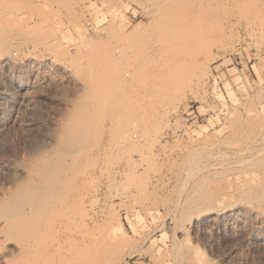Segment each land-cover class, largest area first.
I'll use <instances>...</instances> for the list:
<instances>
[{
    "label": "rangeland",
    "instance_id": "374dc122",
    "mask_svg": "<svg viewBox=\"0 0 264 264\" xmlns=\"http://www.w3.org/2000/svg\"><path fill=\"white\" fill-rule=\"evenodd\" d=\"M1 44L0 264H264L201 221L262 148L264 0H0Z\"/></svg>",
    "mask_w": 264,
    "mask_h": 264
},
{
    "label": "bare ground",
    "instance_id": "6f19581e",
    "mask_svg": "<svg viewBox=\"0 0 264 264\" xmlns=\"http://www.w3.org/2000/svg\"><path fill=\"white\" fill-rule=\"evenodd\" d=\"M183 19V18H182ZM176 21H178L176 19ZM180 23V22H179ZM15 44V43H14ZM2 47V44L0 45ZM3 49V48H2ZM29 49V48H28ZM25 50V48H24ZM12 54V53H11ZM14 54V53H13ZM3 55V54H2ZM32 55V54H31ZM15 56V55H14ZM26 56V55H25ZM24 56V57H25ZM32 57V56H31ZM26 58V57H25ZM23 60V59H22ZM21 60V62H22ZM15 59L6 54L5 52V55L1 56L0 57V66L1 68L3 67H7L9 68L10 65H12L13 63H15ZM20 62V63H21ZM16 65V64H15ZM18 66V65H17ZM17 66L15 68H17ZM5 68V69H7ZM12 68V66L10 67ZM4 70V69H3ZM9 70V69H8ZM2 71V70H0ZM6 71V70H5ZM8 72V71H7ZM12 72V71H11ZM2 74V73H1ZM10 74V73H8ZM17 74V72H16ZM14 75V76H11L8 80H10L9 82H12V84L14 85V87L12 88V90L14 88L17 89L18 92H23L25 90V87L24 85L21 83L20 81V76L18 75ZM20 74V73H18ZM4 75V74H3ZM23 75V74H22ZM22 78V77H21ZM25 78V77H24ZM7 80V81H8ZM6 83V81H5ZM5 85V84H4ZM9 85V84H7ZM6 86V85H5ZM11 86V85H10ZM7 87V86H6ZM12 87V86H11ZM9 88V87H8ZM2 91V89H1ZM15 91V90H14ZM13 91V92H14ZM27 91V90H26ZM11 92V91H9ZM16 93V92H15ZM26 93V92H25ZM14 94V93H13ZM11 95V94H10ZM32 96V95H31ZM7 97H9V95L7 94V92H1L0 93V98L1 99H7ZM25 97V96H24ZM20 98V97H19ZM9 99V98H8ZM11 99V98H10ZM18 99V98H17ZM26 100V98H25ZM24 100V101H25ZM28 100V99H27ZM26 100V101H27ZM31 100V98H30ZM23 101V102H24ZM2 102V101H1ZM0 102V103H1ZM7 102V101H6ZM13 102V101H12ZM15 102H17V100H15ZM28 102V101H27ZM26 103V102H25ZM29 103V102H28ZM6 104V103H5ZM13 104V103H12ZM16 103H14L15 105ZM32 104V103H31ZM2 105V104H1ZM8 105V104H7ZM10 106H11V103H10ZM26 106V105H25ZM14 107V106H13ZM8 108V107H6ZM12 108V107H11ZM26 108V107H25ZM2 109V108H0ZM23 109V108H22ZM7 110V109H6ZM20 110V109H19ZM11 111V109H10ZM15 111V110H14ZM25 111V110H24ZM24 111H22L24 113ZM28 112L27 113H31L29 112V110H27ZM31 111H32V106H31ZM18 112V111H17ZM1 113V112H0ZM10 113V112H8ZM21 113V112H20ZM22 113V114H23ZM8 115V114H7ZM29 115V114H27ZM4 116V115H3ZM2 116V113L0 114V138H1V135L3 134L2 132L5 131L4 128L6 126V123H5V119L3 118ZM21 116H24L25 118V115H21ZM20 117V116H18ZM17 117V118H18ZM8 118V117H7ZM16 119V118H15ZM19 120V119H18ZM7 121V120H6ZM20 124V123H19ZM26 125L28 127H32L34 125V121L31 119V120H26ZM19 126V125H18ZM22 126V125H20ZM24 127V125L22 126ZM30 127V128H31ZM26 128V127H25ZM34 128V127H33ZM24 129V128H22ZM28 129V128H27ZM25 130V129H24ZM28 131V130H27ZM261 132L263 133V137L262 139L260 140V145L262 144V147L260 150H258L257 152H254V153H250V151L253 149L252 146L250 147H244L242 145H234L233 144L231 145L232 147V150L231 152H234L233 154L231 153H224L222 156V161H217L214 160V162H211L212 163V172H213V175L218 176L219 175V168H220V165L221 167H226L227 168V171L226 172V175L223 176V180H225L226 182H228L229 184V187L228 188V191L227 193L225 194V196L222 198V200H220L218 202V204L216 205L217 208H219V211H216L213 210L211 211L209 214H207L205 217H203V219L201 221L203 222H212V221H216V220H219V221H223V222H228L230 221L233 217H238L239 220H241L242 218L245 219V217L247 216H252L251 218L254 219V221H256V223L258 225H264V211H258L256 210L254 207L251 206V204H254V202H258V203H261V202H264V188H262V182L264 181V125L262 126V129H261ZM258 138V137H257ZM248 141V139H247ZM249 143V142H248ZM257 143V142H256ZM235 144V143H234ZM252 144V143H251ZM254 146H257L255 145V143L253 144ZM42 148V147H41ZM222 149V148H221ZM223 150V149H222ZM40 151V150H39ZM225 151V150H224ZM219 152V151H218ZM221 152V151H220ZM219 152V154H220ZM226 152V151H225ZM222 154V153H221ZM248 154H250V156H247ZM211 155V154H209ZM233 156V158H232ZM236 156V157H235ZM219 159L221 158L220 156H218ZM217 156L215 158H218ZM235 157V158H234ZM214 158V159H215ZM194 159V158H193ZM202 159V158H201ZM1 162L3 159H0ZM194 164H196L197 162L193 161ZM199 162V161H198ZM202 163V162H201ZM11 165V164H10ZM193 165V164H192ZM210 165V164H209ZM208 165V166H209ZM7 166H9L7 164ZM190 166H191V162H190ZM198 166V165H197ZM5 167V166H4ZM4 167H0L1 169H3ZM205 167V166H204ZM16 168V167H15ZM211 168V167H210ZM208 168V169H210ZM10 169V168H9ZM203 169H207V168H203ZM7 170V169H5ZM11 170V169H10ZM217 173V174H216ZM185 179V178H184ZM181 185V184H180ZM260 186H262L261 188V191H260ZM201 188V187H200ZM186 190V189H185ZM184 196V195H183ZM32 197V196H31ZM191 197V196H190ZM13 198V197H12ZM33 198V197H32ZM16 199V198H14ZM30 200V198H29ZM183 200V199H182ZM243 200H246L249 204H246V203H241L240 201H243ZM233 202H238L239 204L238 205H235V206H232L230 205L231 203ZM251 203V204H250ZM255 206V205H254ZM32 217H34L33 215H30ZM16 218V217H15ZM194 218V217H193ZM14 219V218H13ZM192 219V218H191ZM201 219V218H200ZM235 219V218H234ZM242 219V220H243ZM247 219V218H246ZM33 220V219H32ZM195 220V219H194ZM241 220V221H242ZM250 220V218H249ZM196 221V220H195ZM232 221V220H231ZM236 221V220H235ZM247 221V220H246ZM245 221V222H246ZM254 221H248L250 222H254ZM11 221H9V227L11 226L10 223ZM14 222V220H13ZM18 222V221H17ZM20 222V221H19ZM203 222H201L203 224ZM207 222V223H208ZM218 222V221H217ZM234 222V220H233ZM240 222V221H239ZM244 222V221H243ZM244 222V223H245ZM193 223H195L193 221ZM206 223V224H207ZM210 223L208 225H210ZM229 223V222H228ZM232 223V222H231ZM236 223V222H235ZM22 224V223H21ZM220 224V223H219ZM223 224V223H222ZM243 224V223H241ZM197 225V224H196ZM214 225V224H213ZM217 225V224H215ZM214 225V226H215ZM224 225V224H223ZM221 225V226H223ZM247 225V224H245ZM261 225L260 226H257L256 229H255V232L251 235V238L252 241H258L261 243L264 244V230L261 228ZM7 227V225H5ZM4 226V228H5ZM194 226V224H193ZM193 226H190L193 227ZM229 226V225H228ZM233 226V225H232ZM250 226V225H249ZM248 226V227H249ZM198 227V226H197ZM206 227V226H205ZM224 227V226H223ZM227 227V226H226ZM233 228V227H232ZM9 229V228H8ZM193 229V228H192ZM251 229V228H250ZM14 231V230H13ZM248 231V230H247ZM11 232V231H10ZM191 232V231H190ZM251 232V230H250ZM250 232L248 233L247 232V235L250 234ZM1 233H6L4 232V229L2 230ZM16 233V232H15ZM11 236H12V233H10ZM8 237V236H7ZM247 237V236H245ZM188 238V237H187ZM245 239V238H244ZM248 239V237H247ZM250 240V239H249ZM8 241V240H7ZM253 241V242H254ZM246 242V241H245ZM248 242V241H247ZM257 242V243H258ZM256 243V244H257ZM37 244V243H36ZM251 244V243H249ZM253 246V244H252ZM262 246V244H261ZM9 247V246H8ZM14 247V246H13ZM258 247V246H257ZM7 248V247H6ZM15 248V247H14ZM263 249V247H262ZM83 251H85L83 249ZM1 252V251H0ZM84 253V252H82ZM86 253V252H85ZM84 253V255H85ZM83 264V263H82Z\"/></svg>",
    "mask_w": 264,
    "mask_h": 264
}]
</instances>
